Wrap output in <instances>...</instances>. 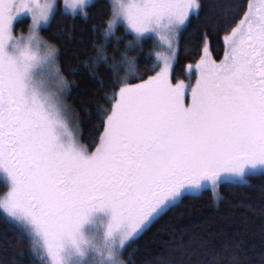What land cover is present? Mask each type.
Segmentation results:
<instances>
[{"label":"snow or ice","instance_id":"6c2138e0","mask_svg":"<svg viewBox=\"0 0 264 264\" xmlns=\"http://www.w3.org/2000/svg\"><path fill=\"white\" fill-rule=\"evenodd\" d=\"M86 5L63 0L73 17L87 16ZM58 7L0 0V172L10 187L2 207L42 237L53 264H64L66 241L81 258L90 249L105 256L82 229L95 211L110 210L105 258L121 264L127 243L182 197L235 178L246 185L249 169H264V7L222 5L223 59L212 58L210 33H202L203 55L187 66L194 79L186 83L173 68L201 0H116L87 65L102 87L88 147L77 135L59 49L34 50L40 25L50 27ZM25 13L28 34L17 37ZM146 49L155 59L141 71ZM215 264H240L239 255Z\"/></svg>","mask_w":264,"mask_h":264},{"label":"trees","instance_id":"16d2710c","mask_svg":"<svg viewBox=\"0 0 264 264\" xmlns=\"http://www.w3.org/2000/svg\"><path fill=\"white\" fill-rule=\"evenodd\" d=\"M204 8L193 19L180 39V51L173 73L187 77V66L202 55L201 34L208 35L210 52L215 60L223 57L220 21L227 14L222 7L233 0H201ZM249 4L250 0H242ZM111 0H94L87 16L65 12L61 3L51 22L41 29V35L59 49V65L64 77L71 82L68 101L78 112L76 126L81 143L88 147L95 142L98 120L96 101L102 87L87 66L96 55L94 44L103 42V30L111 12ZM30 18L15 24V33H25ZM111 39V38H110ZM115 41H113V46ZM113 46L106 54L113 53ZM152 48L155 50L156 46ZM146 49L140 70L155 59ZM88 110V111H86ZM94 150V149H92ZM0 178V197L8 191ZM221 200L216 203L210 190L186 195L171 205V210L153 221L138 237L126 245L128 264H215L226 254L237 252L240 264H264V174L248 175L244 183L220 186ZM0 264H48L36 249L33 237L12 221L0 207Z\"/></svg>","mask_w":264,"mask_h":264},{"label":"rangeland","instance_id":"374dc122","mask_svg":"<svg viewBox=\"0 0 264 264\" xmlns=\"http://www.w3.org/2000/svg\"><path fill=\"white\" fill-rule=\"evenodd\" d=\"M94 0H87V5H86V8L93 2ZM33 2H37V0H33ZM38 2H45V0H38ZM50 2V0H49ZM116 0H111V4L113 5V3H115ZM59 3H61V7L62 9L67 12V13H71V10L67 7H64L63 6V0H57V4L59 5ZM250 3L251 4H254L257 8H262L264 7V0H250ZM86 8H85V11H86ZM58 9V8H57ZM76 14H81L79 12V10L77 11ZM73 15V14H72ZM22 18H30L31 20V16L28 15L27 13L25 14H22V16H18L17 17V20H20ZM15 22V24H16ZM48 24H45V23H42L40 25V28L38 29V32H37V40L33 41V45H34V50H37L35 48V45H39V50L42 51L44 49V46L45 44H51L49 43L46 39L43 38V36L41 35V29L43 27H46ZM15 27V25H14ZM22 33H19V34H16L15 31H14V35L17 36V37H20ZM25 36H27L28 34V31L23 33ZM25 43H27V40L24 41ZM53 45V44H51ZM155 51H160V52H164L165 50L162 48V47H156ZM202 55H203V51H202ZM201 55V57H202ZM210 55L212 56L211 52H210ZM200 57V58H201ZM155 58V57H154ZM199 58V60H200ZM213 58V56H212ZM214 59V58H213ZM223 59V57L221 58ZM199 60L196 62L198 63ZM215 60V59H214ZM217 62H219V60H216ZM176 62V61H175ZM175 65V63H174ZM174 70V68H173ZM39 71V70H38ZM194 79V75L192 74L191 71L188 70L187 68V77H183V78H180L179 80H184L186 83L188 81H191ZM186 102H190V94H187L186 95ZM75 127H76V131H77V135L80 139V132H79V128L78 126H76L75 124ZM80 143H81V140H80ZM82 144V143H81ZM94 151V150H93ZM251 174H264V169H249L248 170V173H247V176L248 175H251ZM0 178L4 181L7 182L8 186H9V181L7 180L6 176L4 173L0 172ZM248 181V180H247ZM232 183H242L241 180L239 178H235L231 181ZM10 190V187H8V191ZM204 190H210L213 194V197L215 199V202L218 203L220 200H221V194H220V187L216 190V192H213L210 188V186H205L203 187L202 189L200 190H197L195 194L193 195H197V194H200L202 193ZM7 191V192H8ZM6 195V194H5ZM1 196L0 197V207L2 208L3 210V207H2V203H3V199H4V196ZM179 201L175 202V203H178ZM174 203V204H175ZM173 205V204H172ZM4 211V210H3ZM12 221L18 223L20 226H22L27 232L30 233V235L33 237L34 239V242H35V246H36V249L42 254L43 258L47 259V262L48 264H53V261L51 259V256L50 254L47 252V247L46 245L44 244L43 242V239L42 237H40L38 234H36L29 226H26L24 223L22 222H19L17 221L16 219L10 217L7 213H5ZM111 219V211L110 210H97L95 211L89 221L83 226V229L82 231L84 232L85 234V237L88 239V241L90 242L91 245H94L96 248L100 249L103 253H105V256H101V255H97L96 252H95V249H90L89 250V254L88 256L86 257H79L78 255L75 254V251L72 247V245L69 243V242H65V248H64V251L62 253L63 255V258H64V264H83V262H86V264H109V262L107 261V259L105 258L106 257V252H107V246H106V241H105V229H106V226L108 224V222L110 221ZM149 226V225H148ZM147 226V227H148ZM146 227V228H147ZM145 228V229H146ZM144 229V230H145ZM143 230V231H144ZM143 231L139 232L133 239H135L136 237H138ZM132 239V240H133ZM130 240V241H132ZM129 241V242H130ZM128 242V243H129ZM127 243V244H128Z\"/></svg>","mask_w":264,"mask_h":264},{"label":"clouds","instance_id":"9594fccd","mask_svg":"<svg viewBox=\"0 0 264 264\" xmlns=\"http://www.w3.org/2000/svg\"><path fill=\"white\" fill-rule=\"evenodd\" d=\"M121 264H128V261L126 258H121Z\"/></svg>","mask_w":264,"mask_h":264}]
</instances>
